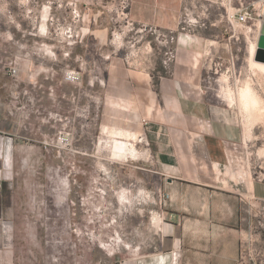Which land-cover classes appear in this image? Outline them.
I'll return each instance as SVG.
<instances>
[{
	"label": "rangeland",
	"instance_id": "obj_1",
	"mask_svg": "<svg viewBox=\"0 0 264 264\" xmlns=\"http://www.w3.org/2000/svg\"><path fill=\"white\" fill-rule=\"evenodd\" d=\"M131 4L0 0V99L10 116L44 124L42 138L29 131L23 140L6 192L17 264H117L121 256L136 258L158 245L166 216L163 175L143 169L153 164L149 143L129 131L149 121L139 102L117 94L127 85L118 74L145 69L157 83L173 66L164 68L166 46L153 26L129 17ZM196 5L209 24L221 14L226 23L227 9L242 8L254 29L260 21L262 27L264 0ZM231 35L229 29L221 37ZM229 43L235 64L206 71L204 88L211 100L233 107L242 138L222 170L205 168L213 180L246 186L264 180V109H246L239 92L251 85L264 101V63L255 59V41L232 37ZM245 214L237 264H264V201L249 197Z\"/></svg>",
	"mask_w": 264,
	"mask_h": 264
},
{
	"label": "crops",
	"instance_id": "obj_2",
	"mask_svg": "<svg viewBox=\"0 0 264 264\" xmlns=\"http://www.w3.org/2000/svg\"><path fill=\"white\" fill-rule=\"evenodd\" d=\"M182 2L132 0L128 15L143 26L175 29ZM224 19L221 14L213 26L197 35L181 34L172 72L162 75L159 82L145 69L118 74L127 85L119 86L117 94L131 104L139 102L149 124L130 131L115 129L148 141L153 164L143 169L163 175L162 189L170 198L158 245L136 258L121 256L117 264H237L240 259L245 204L249 197L264 201V180L229 185L219 178L213 180L205 168L214 165L222 170L232 147L242 138L233 107L205 95L206 71L219 63L229 64L233 52L228 50L232 36L221 37L230 29ZM221 44L226 51L218 50ZM43 126L42 121L10 116L0 99V264H17L15 228L6 201L16 158L29 131L42 138Z\"/></svg>",
	"mask_w": 264,
	"mask_h": 264
},
{
	"label": "built area",
	"instance_id": "obj_3",
	"mask_svg": "<svg viewBox=\"0 0 264 264\" xmlns=\"http://www.w3.org/2000/svg\"><path fill=\"white\" fill-rule=\"evenodd\" d=\"M199 1L200 0H183L182 11L179 16L178 25L175 29H163L157 26H153L150 28L151 31L156 33L157 39H159L160 42L166 46L162 61L164 68H166L169 72L171 71V67L176 61L178 37L181 34L194 36L197 35L201 30L209 29L214 25L213 22L209 24L208 21L202 16V14L196 12V4ZM263 13L264 7L262 9V14ZM226 18L229 27L232 30V37H236L237 40H240L241 37H245L247 43L249 41H255L256 43H258L261 35V21L259 22L257 28L254 29V26L250 23L252 16L248 10L241 8L238 11L231 13L227 9ZM237 58L238 55H236L234 52H231L229 64L234 65ZM222 67V63H219L217 65V68ZM9 71L12 75H16L18 73V70L15 67H12ZM68 76L70 78H73L74 80L76 79L75 73L73 71H69ZM145 122L146 124H148L147 121ZM163 198L166 202L170 198V194L168 192H165Z\"/></svg>",
	"mask_w": 264,
	"mask_h": 264
},
{
	"label": "bare ground",
	"instance_id": "obj_4",
	"mask_svg": "<svg viewBox=\"0 0 264 264\" xmlns=\"http://www.w3.org/2000/svg\"><path fill=\"white\" fill-rule=\"evenodd\" d=\"M251 82V81H250ZM245 83V82H244ZM249 83V82H248ZM247 83V84H248ZM250 84V83H249ZM242 87V86H241ZM233 91H234V89H233ZM229 92V96H230V100H231V103H233L234 102V96L232 95V91L230 90V91H228ZM241 95H240V97L242 98V100L245 102V105H244V103H243V105L245 106V108L247 109V108H256V110H254V109H248V111L249 110H254L255 112H253V113H256V111H257V113H259L260 112V110H259V108L258 107H260V109L262 108V109H264L263 107H264V101L262 100V98L260 97V95L259 94H257V92L255 91V89L251 86V85H247V86H245V87H243V89H241V92H239ZM239 93H238V95H239ZM236 98V97H235ZM240 98V99H241ZM241 100V101H242ZM236 101V100H235ZM240 101V100H239ZM236 103H237V101H236ZM240 103H242V102H240ZM238 105V104H237ZM242 105V104H241ZM241 108H242V106H241ZM259 110V112H258V110ZM247 111V112H248ZM259 115V114H258ZM264 117V116H263ZM255 118V117H254ZM247 120V119H246ZM261 120V119H260ZM258 123V122H257ZM253 124V123H252ZM250 128V127H249ZM249 137V136H248ZM235 180H236V178H235Z\"/></svg>",
	"mask_w": 264,
	"mask_h": 264
},
{
	"label": "water",
	"instance_id": "obj_5",
	"mask_svg": "<svg viewBox=\"0 0 264 264\" xmlns=\"http://www.w3.org/2000/svg\"><path fill=\"white\" fill-rule=\"evenodd\" d=\"M255 59L264 63V19L262 21L261 35L258 41Z\"/></svg>",
	"mask_w": 264,
	"mask_h": 264
}]
</instances>
